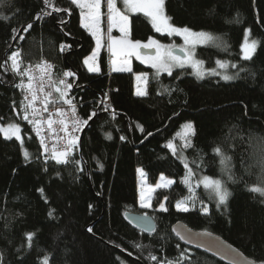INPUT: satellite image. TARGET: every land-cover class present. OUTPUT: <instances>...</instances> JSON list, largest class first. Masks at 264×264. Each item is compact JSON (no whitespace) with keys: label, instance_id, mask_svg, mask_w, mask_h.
Instances as JSON below:
<instances>
[{"label":"trees","instance_id":"obj_1","mask_svg":"<svg viewBox=\"0 0 264 264\" xmlns=\"http://www.w3.org/2000/svg\"><path fill=\"white\" fill-rule=\"evenodd\" d=\"M101 10L106 27V0ZM164 12L171 26L214 37L196 48V58L207 70L226 62L230 80L195 78L188 69L157 74L136 62L130 72H110L105 47L99 72L90 73L84 61L94 41L76 4L0 0V125L20 129V139L0 132V264H45V257L47 264H224L180 244L171 231L178 222L264 264V195L250 190L264 187V0H164ZM128 19L132 41L169 43L144 15ZM246 31L257 43L251 59L241 58ZM15 51L26 65H52L55 80L67 85L59 89L78 105L83 130L67 162L42 156L9 59ZM135 74L146 75L144 95H135ZM54 97L62 104L60 92ZM186 123L194 132L184 131ZM181 155L192 171L191 191ZM138 170L151 185L161 175L174 181L154 192L146 211L139 208ZM205 177L228 190L225 204L204 191ZM128 212L151 216L154 232L129 227ZM29 223L46 225V251L36 236L29 241L28 234L36 235Z\"/></svg>","mask_w":264,"mask_h":264},{"label":"rangeland","instance_id":"obj_2","mask_svg":"<svg viewBox=\"0 0 264 264\" xmlns=\"http://www.w3.org/2000/svg\"><path fill=\"white\" fill-rule=\"evenodd\" d=\"M101 3H102V0H101ZM115 7L122 14L126 15L127 17L129 15H134V14L144 15L148 19V21L151 24L155 33L167 36L169 38V43H167V42L166 43H162V42L160 43L155 39H150V40L156 41L157 46L138 48L136 50V52L139 53V58L135 54V52L131 55L117 54V53H114V51L109 47L110 52L108 54H109L110 72H118V73L130 72V71H132V67H133L134 62H136V63L142 65L143 67L152 69L157 74H169L174 70L188 69L195 78H201L202 79V78H205L207 76H212V77H217V78L224 80V81L230 80V79H224V77L228 75L227 71H229V64H227L226 62H217L216 66L214 68L207 70L204 67L203 63L200 62L196 58V53H195L196 48L201 47V46H206L208 44H212L213 41L215 40L212 35L208 34L211 37V39L208 40L206 43H195L194 45L193 44H186L185 36L183 34H179L176 32H170L167 29H162L161 31H157L156 27H154L152 20L149 16H147L144 12H137V11L130 10L126 6L124 0H115ZM108 10H109L108 0H106V11L108 12V17H109V11ZM82 11L87 12V9L86 8L85 9L80 8V15H81ZM163 12H164V8H163ZM164 15H165V12H164ZM106 19H107V17H106ZM81 20H82V16H81ZM168 24H169V22H168ZM81 26L92 36L93 41H94V48L92 50V53L85 59V61L87 60L88 62L85 63V61H84L85 68L90 73H98L99 72L98 57H99L101 50L104 47L106 48V50L108 52L107 43L109 41L111 44L113 39H115V40L127 39L128 41H131L133 44L135 43V41H132L129 38V19L127 21V26H126L127 35H125V32L121 31L122 25L120 23L113 24L110 21H109V23L107 21L106 27H105V21L103 19V13L101 10V6H100V20H99V31H98V33L96 35H93V32L91 30H89V28H86L82 22H81ZM178 29H183V28H178ZM115 30L117 31V33L114 32ZM195 33H200V32H195ZM98 37H99V47L97 46ZM150 40H148L145 43L140 42V44L141 45H148ZM246 42L248 44H251L252 42L256 43L255 40H252L250 38L249 31L245 32V38H244L242 46H241V58L242 59H245L244 58L243 45H245ZM256 45H257V43H256ZM141 48L153 49V50H155V54L154 55H142L140 53ZM255 49H256V47H255ZM166 51H171L172 54H174L176 56H180V57H184L186 52H190L192 59L190 61L186 62L183 65V67L175 66V65L172 66L170 72L165 71V70L158 68V67H154L153 62L150 58H154L157 56L158 53H164ZM15 52H18V51H15ZM94 53H95V55H93ZM253 53H252V55H253ZM20 57H21V54L18 58L19 68H18V70H15L19 75H21L19 77V80H17V82H18V86H19V89H20L21 94H22V103H23V105H25V108L27 111H29V112L31 111V116L32 117H34L35 115L41 116L44 113H46L45 109L50 114L59 115L58 110H60V108L62 106H64V110H68V111L72 112V110H73L72 108L75 107V104L73 103L72 99H68L67 101H71V103L66 102L65 105L48 106V104H47L48 103L47 101L51 98V95H49V94H51L50 93L51 92V85H52V81H51L52 79L51 78L54 79L55 83H58V86H56V87L53 86V89H52L53 95L56 94L57 88H61V89L66 88V87H64L66 85L64 78L61 80V81H63V84L61 83V81H56L54 76H53L52 67H49V66L47 67L45 62L41 63L42 60L39 63H35L33 65H26L20 60ZM197 61H199L200 63L198 64V66L194 67L193 65ZM11 64H12V61H11ZM221 65H223V67H221ZM90 67L97 68L98 71H90L89 70ZM64 75H65V73H64ZM30 76L32 77V79L35 80V81H33L32 89L30 90L28 87L29 81H27V84L25 85V87L27 90L31 91L30 101H31L32 107L29 105V103L26 104V102H27L26 97L28 94H27L25 89L22 90V84H23L24 80ZM134 78H135V87H136L135 95H138L137 94L138 91L145 93L146 75L135 74ZM33 91H35L36 97H37L35 101H32V92ZM43 92H45V95L42 94ZM57 93H59V92H57ZM42 124H43V122L40 121L39 125H42ZM187 124H189V123H186V125ZM9 125L17 126L16 124H8L5 126L0 125V129H2V130H0V132L6 138H16V135L11 134V130H9ZM65 127H66V130H65ZM65 127H63V130L65 132L61 131V134H68L66 137L73 135L75 133V131L77 130V126L74 125V122L71 123L70 125L65 126ZM68 128H69V132H68ZM5 130H7V136H6ZM34 130L36 131V128H34ZM184 131H188V129H186ZM186 134H188V133L186 132L185 135ZM17 135L20 136V129H19V132L17 133ZM178 138H183V137L179 136ZM185 143H186V140H185V142H183V144H185ZM180 161L183 163L184 166L187 165V167H185L186 173H185V176L183 178V182L187 186V190L191 191L193 189V185L191 182V176H192L191 168H190L188 161H187L185 156L181 155ZM169 181H171V183H169ZM173 182H174L173 179H170V178H167V177L161 175L158 177L156 183L151 185V184L146 182L145 173L142 170H138L139 208L141 209V211H146V210L151 209L152 197H153L154 192L157 189L169 188L173 184ZM201 183H203V185H205V182L203 180L201 181ZM157 185H164V186L156 187ZM196 185H198V183ZM149 189H152V190L149 191ZM207 189H210V191L215 194L214 190L210 187L204 188V191H206ZM142 193H143V197H144L143 202L141 199ZM189 202H191V201L189 200ZM184 204L187 207V203L184 202ZM145 205H147V206H145ZM143 214H146V213H143ZM26 227L28 229H31V230L36 232V235L33 232V236L37 237L36 245H37L38 249L40 251H46L47 247H48V241L45 237V234L48 231L46 225L45 224H38V223L37 224L36 223H29L26 225ZM160 264H168V263H160ZM172 264H176V262L174 261V263H172Z\"/></svg>","mask_w":264,"mask_h":264},{"label":"snow or ice","instance_id":"obj_3","mask_svg":"<svg viewBox=\"0 0 264 264\" xmlns=\"http://www.w3.org/2000/svg\"><path fill=\"white\" fill-rule=\"evenodd\" d=\"M73 4H77L81 9H87V12H81L82 16V23L86 28H89L93 32V35H96L99 31V20H100V6H101V0H71ZM126 6L132 10V11H137V12H144L147 16H149L152 20V23L154 27H156L157 31H161L162 29H167L170 32H176L179 34H183L185 36V41L186 44H195V43H206L208 40L211 39V37L203 32L200 33H195L192 32L188 28H183V29H178L175 28L171 25L168 24V17L164 15L163 8H164V0H124ZM45 3H49V0H45ZM108 8H109V21L113 24L115 23H120L122 25L121 31L125 32V35H127L126 32V26H127V21L128 17L124 14H122L116 7H115V0H108ZM56 11H60V9H55ZM67 11V10H65ZM32 25L29 24L27 25V28L24 30L27 31L28 28H31ZM97 46L99 47V37L97 39ZM150 46H157V42L150 40L148 45H141L139 41L135 42L134 44L131 41H128L127 39H122V40H115L113 39L109 47L114 51V53L117 54H126V55H131L135 52V54L139 58V53L136 52V50L140 47H150ZM256 43L252 42L251 44H248L247 42L245 45H243L244 48V58L245 59H251L252 53L255 51ZM95 55V53L93 54ZM20 56L19 52H13L11 54V59L12 61V68L13 70H18L19 65H18V58ZM153 62L154 67L161 68L165 71L171 70L172 66H180L183 67V65L190 61L192 59L190 52H186L184 57L176 56L172 54L171 51H166L164 53H158L156 57L150 58ZM88 61L86 60L85 63ZM200 62L197 61L193 65L198 66ZM223 67V65H221ZM90 71H98L97 68L90 67ZM65 75H72V73H65ZM231 77L225 76L224 79H230ZM32 77H29V89H32ZM63 83V81H61ZM57 92H60V97L63 98L65 93L62 92L59 88L56 89ZM138 95H144V92L138 91ZM50 95V94H49ZM36 93L35 91L32 92V101L36 100ZM67 103H71V101H66ZM60 115H63L62 110H58ZM92 115H95V113H92ZM27 115L25 116V119H27ZM91 119V116L89 117ZM53 121L51 118L48 120V126L51 128ZM61 124H63V120L60 121ZM81 122L79 120L74 121V125L78 126ZM83 123H87V121H83ZM189 132H194L193 126L189 123L185 126ZM2 130V129H0ZM9 130H11L12 135H16L17 139H20L19 135L17 133L19 132L18 126L15 125H9ZM66 130V127H65ZM143 130V129H141ZM6 136H7V130H5ZM151 135V133H149ZM121 139H124V137H121ZM76 143L75 139H69L68 145L69 148ZM170 148L175 151V147L173 144L169 143L168 145ZM215 151L218 154H221V150L219 148L215 149ZM25 157H28V153L25 152ZM68 155V150L65 151H60L57 152L54 155V158L57 160V162H67L66 157ZM224 161L222 160V163ZM187 167V165H185ZM231 178V177H230ZM205 186L210 187L214 190L216 196L219 199L220 204H225L228 200V197L230 193L226 188H223L221 181L219 180H212L209 177L204 178ZM171 183V181H169ZM164 185H157L156 187H161ZM152 189H149L151 191ZM253 192H259L261 195H264V187H261L259 185H254L250 189ZM42 191V190H41ZM142 202H143V193L141 196ZM147 206V205H145ZM176 207L179 210L182 211H188V208L185 206L183 201H178ZM160 208L163 211H167L165 208L164 204H160ZM205 212H207V208L204 209ZM33 234H28V239L29 241L31 240ZM152 259H155V257H152ZM45 264H47V257H45ZM168 264H172L171 261L168 262Z\"/></svg>","mask_w":264,"mask_h":264},{"label":"water","instance_id":"obj_4","mask_svg":"<svg viewBox=\"0 0 264 264\" xmlns=\"http://www.w3.org/2000/svg\"><path fill=\"white\" fill-rule=\"evenodd\" d=\"M140 53L142 55H154L155 50L141 48ZM123 220L129 227L142 234H151L156 227L154 219L146 214L128 212L123 215ZM171 231L183 246L191 250L201 251L222 263L262 264L247 258L236 248L211 232L193 230L181 222L176 223Z\"/></svg>","mask_w":264,"mask_h":264},{"label":"built area","instance_id":"obj_5","mask_svg":"<svg viewBox=\"0 0 264 264\" xmlns=\"http://www.w3.org/2000/svg\"><path fill=\"white\" fill-rule=\"evenodd\" d=\"M19 52V51H18ZM20 53V52H19ZM21 60V57H20ZM44 61H41V63ZM49 63L46 62L47 67H52V65H48ZM17 73V72H16ZM21 76V75H20ZM52 80V85H51V98L47 101L48 106H60V105H65L66 101L68 100V98H66V96L64 95L62 99V104H60V100L57 101L55 100V94L53 95L52 93V89L53 86L56 87V83L54 82V79L51 78ZM27 81H29V77L27 79L24 80L23 84H22V90L25 89L27 92V99H26V104L29 103V105L32 107L31 101H30V93L31 91L27 90L25 85L27 84ZM33 81H35L34 79H32V85H33ZM43 95H45V92L42 93ZM71 99V98H69ZM73 103L75 104V107L72 108V112L65 110L66 111V116L64 118V120L67 122V124L62 125L60 123L61 120H59V118H61V115L59 113V115H54V114H50L47 112V110L45 109L46 113H44L41 116L35 115L34 117L31 116V111H27V119L29 120V124L31 126V129L33 131V133L37 136L39 143L41 144L42 150H44V155H51V154H56L57 152L60 151H65L68 150V155L67 157H72L73 152L75 151V149L77 148L78 145V141H79V137L80 134L83 130V124L80 123L77 126V130L75 131V133L71 136L66 137L68 134H61L62 132H65L63 130V127L70 125L71 123H73L75 120H79L77 118V116L75 115L76 110L78 108V105L73 101ZM59 108V107H58ZM64 109V106H62L60 108V110ZM63 116V115H62ZM49 118H51V120L53 121L51 128L48 126V120ZM40 121L43 122L42 125H39ZM80 121V120H79ZM81 122V121H80ZM63 126V127H62ZM34 128H36V131L34 130ZM68 132H69V128H68ZM69 139H75L76 143L74 145H72L69 148L68 145V141Z\"/></svg>","mask_w":264,"mask_h":264},{"label":"crops","instance_id":"obj_6","mask_svg":"<svg viewBox=\"0 0 264 264\" xmlns=\"http://www.w3.org/2000/svg\"><path fill=\"white\" fill-rule=\"evenodd\" d=\"M109 11V10H108ZM107 15V16H106ZM105 15V17H107V21H108V23H109V17H108V12H107V14ZM81 16V15H80ZM80 19H81V17H80ZM82 21V20H81ZM114 32H117L116 30L114 31ZM109 45H110V41L107 43V47H108V53L110 52V50H109Z\"/></svg>","mask_w":264,"mask_h":264},{"label":"bare ground","instance_id":"obj_7","mask_svg":"<svg viewBox=\"0 0 264 264\" xmlns=\"http://www.w3.org/2000/svg\"><path fill=\"white\" fill-rule=\"evenodd\" d=\"M102 5H103V4H102ZM116 33H117V32H116ZM116 33H115V34H116ZM66 86H67V85H66ZM24 120H25V119H24ZM26 122H27V120H26ZM42 156H44V154H42ZM200 252H201V251H200ZM211 257H212V256H211ZM224 264H225V263H224Z\"/></svg>","mask_w":264,"mask_h":264}]
</instances>
